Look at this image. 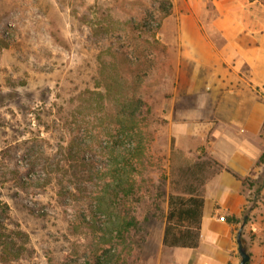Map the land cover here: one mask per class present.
<instances>
[{"label":"rangeland","instance_id":"374dc122","mask_svg":"<svg viewBox=\"0 0 264 264\" xmlns=\"http://www.w3.org/2000/svg\"><path fill=\"white\" fill-rule=\"evenodd\" d=\"M169 2L0 0V264H94L89 198L112 164L101 149L107 132L126 160L139 142L145 147L127 204L139 228L117 248V264H142L158 243L168 196L196 187L198 165L172 166L161 140L170 67L157 36ZM104 64L128 80L126 95L147 104L139 137L129 125L115 133L116 103L98 107ZM246 179L248 206L264 209V152Z\"/></svg>","mask_w":264,"mask_h":264},{"label":"crops","instance_id":"0c3cea01","mask_svg":"<svg viewBox=\"0 0 264 264\" xmlns=\"http://www.w3.org/2000/svg\"><path fill=\"white\" fill-rule=\"evenodd\" d=\"M170 3L157 36L170 67L161 140L172 166L188 171L198 165L201 234L197 248L166 247L167 207L158 243L142 264H240L238 232L245 218L248 264H264V209L248 206L244 186L264 152V2ZM203 161L214 164L212 173Z\"/></svg>","mask_w":264,"mask_h":264},{"label":"trees","instance_id":"16d2710c","mask_svg":"<svg viewBox=\"0 0 264 264\" xmlns=\"http://www.w3.org/2000/svg\"><path fill=\"white\" fill-rule=\"evenodd\" d=\"M169 7L164 11V17L171 13L170 2ZM105 66L104 64L102 67L103 80L102 84L100 83L103 91L96 93L99 97L98 107L101 110L104 109L106 98L108 101L110 99L116 103L118 114L115 117L117 121L115 133L125 134L124 129L129 125L130 136L139 137L142 113L147 108V104L141 96L126 95L124 90L128 88V80L122 75L119 76L117 72L115 76L108 74V71L105 72L108 68ZM112 69L109 70L112 71ZM111 138H114V135L107 132L108 145L105 147L101 145V149L108 155L112 164L105 172H100L98 180H101V189L89 198L95 207L88 214L90 217L88 229L96 241L94 264H117L120 259V255L116 254L117 248L125 243L129 245L132 234L136 233L139 228V222L127 204L136 198L137 178L140 174L137 172V165L141 161L145 147L142 141L139 142L126 160L125 156L119 154ZM245 183H247V179L244 180V186ZM203 206L202 192L196 188L183 194L168 196V214L164 236L166 247L189 249L198 247ZM101 217L104 218V223H100ZM84 219L86 221V217ZM5 251H8L7 255H11L9 246ZM19 257H21L20 253L15 255V258Z\"/></svg>","mask_w":264,"mask_h":264},{"label":"water","instance_id":"95a60500","mask_svg":"<svg viewBox=\"0 0 264 264\" xmlns=\"http://www.w3.org/2000/svg\"><path fill=\"white\" fill-rule=\"evenodd\" d=\"M245 224H246V218H245V221H244L243 225L241 226V228L238 232V246H239V253L241 256L240 264H248L250 261V256H249V254H248V252H247V250L244 247L243 242H242V233H243V229H244Z\"/></svg>","mask_w":264,"mask_h":264}]
</instances>
